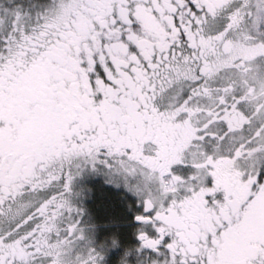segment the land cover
<instances>
[{
    "label": "snow or ice",
    "instance_id": "1",
    "mask_svg": "<svg viewBox=\"0 0 264 264\" xmlns=\"http://www.w3.org/2000/svg\"><path fill=\"white\" fill-rule=\"evenodd\" d=\"M98 162L139 264H264V0H0V264H100Z\"/></svg>",
    "mask_w": 264,
    "mask_h": 264
},
{
    "label": "flooded vegetation",
    "instance_id": "2",
    "mask_svg": "<svg viewBox=\"0 0 264 264\" xmlns=\"http://www.w3.org/2000/svg\"><path fill=\"white\" fill-rule=\"evenodd\" d=\"M132 183V178L126 183L99 162L95 167L84 166L73 178L71 199L81 210L80 225L91 246L102 253L100 264H139L150 255L139 247L141 225L134 219L143 213V206L141 198L128 186ZM113 199L117 204L113 205ZM113 215L122 216L120 223H113Z\"/></svg>",
    "mask_w": 264,
    "mask_h": 264
},
{
    "label": "trees",
    "instance_id": "3",
    "mask_svg": "<svg viewBox=\"0 0 264 264\" xmlns=\"http://www.w3.org/2000/svg\"><path fill=\"white\" fill-rule=\"evenodd\" d=\"M114 204H117V201L116 200H114L113 205ZM121 218H122L121 215H118V216L117 215H113L111 220L113 221V223H120Z\"/></svg>",
    "mask_w": 264,
    "mask_h": 264
},
{
    "label": "rangeland",
    "instance_id": "4",
    "mask_svg": "<svg viewBox=\"0 0 264 264\" xmlns=\"http://www.w3.org/2000/svg\"><path fill=\"white\" fill-rule=\"evenodd\" d=\"M131 252V251H130ZM134 254H136L135 256H137V253H136V251L134 252Z\"/></svg>",
    "mask_w": 264,
    "mask_h": 264
},
{
    "label": "water",
    "instance_id": "5",
    "mask_svg": "<svg viewBox=\"0 0 264 264\" xmlns=\"http://www.w3.org/2000/svg\"><path fill=\"white\" fill-rule=\"evenodd\" d=\"M136 222H138L136 219H134Z\"/></svg>",
    "mask_w": 264,
    "mask_h": 264
}]
</instances>
